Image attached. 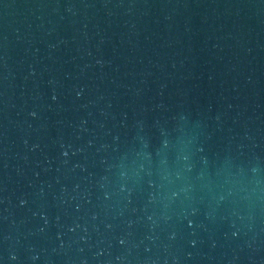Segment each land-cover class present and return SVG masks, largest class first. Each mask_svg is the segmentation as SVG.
<instances>
[{
  "label": "water",
  "instance_id": "water-1",
  "mask_svg": "<svg viewBox=\"0 0 264 264\" xmlns=\"http://www.w3.org/2000/svg\"><path fill=\"white\" fill-rule=\"evenodd\" d=\"M0 264H264V0H0Z\"/></svg>",
  "mask_w": 264,
  "mask_h": 264
}]
</instances>
